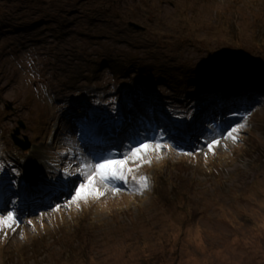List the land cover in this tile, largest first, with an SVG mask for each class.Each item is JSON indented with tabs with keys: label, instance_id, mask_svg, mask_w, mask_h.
Instances as JSON below:
<instances>
[{
	"label": "rangeland",
	"instance_id": "1",
	"mask_svg": "<svg viewBox=\"0 0 264 264\" xmlns=\"http://www.w3.org/2000/svg\"><path fill=\"white\" fill-rule=\"evenodd\" d=\"M229 2L0 0V165L8 175L0 179V215L14 211L19 221L15 230L0 231V264H264V90L250 86L264 88V2ZM201 6L206 20L197 18ZM40 17L49 23L34 28L30 19ZM175 19L181 36L170 30ZM196 72L208 73L196 81ZM212 77L219 80L215 86ZM246 90L263 97L241 117L237 139L223 133L211 150L206 139L214 136L206 132L203 145H189L175 160L166 158L164 144L150 140L161 147L145 155L152 162L137 167L129 183L89 176L101 163L86 158L98 150V108L105 120H117L111 100L129 102L134 92H146V107L153 98L192 108L183 118L196 127L213 116L215 103L240 108L251 102ZM188 99H194L190 106ZM73 114L79 135L89 139L82 151L70 150L81 151L79 170L72 160L65 166L69 153L63 160L53 153L69 151L59 132ZM16 126L27 135L28 150L15 143L14 137L22 139ZM129 160L131 170L141 163ZM31 161L49 177L52 167L58 176L68 173L48 196L60 201L45 206L41 182L30 184L23 172L22 163ZM149 175L142 188L140 178ZM86 176L104 195L63 210Z\"/></svg>",
	"mask_w": 264,
	"mask_h": 264
},
{
	"label": "snow or ice",
	"instance_id": "2",
	"mask_svg": "<svg viewBox=\"0 0 264 264\" xmlns=\"http://www.w3.org/2000/svg\"><path fill=\"white\" fill-rule=\"evenodd\" d=\"M238 128H233L230 132L227 133V136L233 140L237 139L238 137L234 135L238 132ZM220 143L219 140H213L209 145V149H213V145H218ZM161 147L160 144H156L155 146L149 143H140L137 147L132 150V159L140 161V164H137V167H140L143 163H151V157L145 159V155L152 151L158 150ZM159 158V157H157ZM131 161L129 157L126 155L124 159H110L105 158L103 159L102 163H98L95 167L96 169L100 170V175L103 179L114 182L116 180H127V177L124 175L125 171H131L127 167L128 163ZM135 179V177H133ZM140 180L143 182L141 187H147V177H141ZM91 185H94V181L91 177L86 176L85 180L81 182L77 188L75 189L73 199L66 205L67 207H71L73 203L79 207V202L84 201L87 202L89 198L99 199L100 196L104 195L103 191H99L98 189L92 190ZM118 191V190H117ZM19 221L16 218V213L14 211L8 212L6 215H0V231L4 230L5 228H13V225H18ZM31 223V222H29ZM5 235L7 233L5 232Z\"/></svg>",
	"mask_w": 264,
	"mask_h": 264
},
{
	"label": "bare ground",
	"instance_id": "3",
	"mask_svg": "<svg viewBox=\"0 0 264 264\" xmlns=\"http://www.w3.org/2000/svg\"><path fill=\"white\" fill-rule=\"evenodd\" d=\"M179 1H181V0H179ZM230 2H233V0H229ZM235 1V0H234ZM181 5V4H180ZM180 5H178V6H180ZM246 5V4H245ZM36 8V7H35ZM174 10V9H173ZM173 10H169V11H173ZM86 15H89V13H86ZM209 14L204 10V11H202L201 13H200V17H197V18H201L202 20H206V19H208L209 18ZM187 19L188 20H190V21H193L194 23H195V20L193 19V17H188L187 16ZM180 20L179 19H175L174 20V22H175V25H173L172 27H171V29L170 30H172L177 36H181V35H183L184 34V28H181V27H179L178 25H177V23L179 22ZM38 28V27H37ZM260 37V36H259ZM260 40V39H259ZM161 41H165V42H167V39H166V37L165 38H163ZM150 45H153V46H155V43L153 42V41H150ZM55 47H56V45H55ZM169 49L170 50H172V48L171 47H169ZM32 50V49H31ZM30 50V52H32ZM196 50V49H195ZM262 70H263V68H262ZM202 75H203V73L202 72H196V76L198 77V78H202ZM171 84H172V82H170L169 83V87L171 86ZM250 86H251V89L252 90H255V91H263L264 90V88L263 87H255L254 85H251L250 84ZM241 91V90H240ZM235 97H236V95H235ZM190 101H194V99H188L184 104L185 105H187V106H190ZM201 101H203V99H201L200 101H198L197 103H196V110L197 109H199V108H197V105H198V103L199 102H201ZM249 104H250V102H249ZM134 105H137V104H135L134 103ZM247 106H248V104H247ZM250 106V105H249ZM176 107V106H175ZM251 107V106H250ZM250 107H248V108H250ZM70 108H72V105L70 106ZM161 108V107H160ZM243 108H245V106H243ZM241 109V108H240ZM183 110V109H182ZM187 111H191L190 113L192 114L193 113V111L192 110H190V109H186ZM156 111H158V109H156ZM201 111H199V113H200ZM189 113V114H190ZM189 114H187V115H189ZM252 115V114H251ZM199 116V115H198ZM132 118H133V115H132ZM195 119H198L197 117L195 118ZM76 120V118H75V115H73L72 117H70V119H68V121L67 122H65V124L66 123H68V125L70 126V122H74ZM20 123H26L23 119H19L18 120ZM8 123H5V125H7ZM74 128V124L71 126V128L69 129V131H68V133L72 130ZM115 129L117 130L118 129V126L116 125V127H115ZM197 132H199L198 130H196ZM74 133V132H73ZM186 133V130H182L181 132H180V135H184ZM187 135H191V133L190 134H187ZM148 140L150 141L151 140V138H150V135L148 136ZM205 142V141H204ZM204 142H200V144L201 145H203L204 144ZM130 143L128 142L126 145H129ZM76 148H78L77 146H75ZM83 148V147H82ZM81 148V151L83 150ZM81 151H80V154H81ZM59 152H61V153H63V151H59ZM79 154V155H80ZM166 158L168 159L169 157H170V159L172 158V159H177V155H175V154H172V153H166ZM78 158H75V159H73L72 161H78L81 157H79V156H77ZM80 165H81V163L80 164H77V166H76V169L77 170H79V167H80ZM7 166V165H6ZM22 168H23V170L24 169H26V172L27 173H29V172H31V167H30V165L29 164H26V163H22ZM3 175L2 174H0V178L2 177ZM36 177H33L32 179H35ZM73 185H75V183H72V184H70L69 186H66V188H69L70 186H73ZM52 188H53V191L54 192H57L58 191V189L59 188H57L55 185H53L52 186ZM45 192H47V193H49L48 192V189L47 188H45ZM1 191H3V190H1ZM60 197H66V195H63V196H60ZM60 201V200H59ZM50 202L51 201H47V197L45 198V206L46 205H48V204H50ZM51 203H55V202H51Z\"/></svg>",
	"mask_w": 264,
	"mask_h": 264
},
{
	"label": "flooded vegetation",
	"instance_id": "4",
	"mask_svg": "<svg viewBox=\"0 0 264 264\" xmlns=\"http://www.w3.org/2000/svg\"><path fill=\"white\" fill-rule=\"evenodd\" d=\"M229 3H231V4H233V7H235V4H234V1L233 2H229ZM242 6H244V5H242ZM233 7H230V8H233ZM205 10V8L204 7H200V9H199V11H198V13L200 14L202 11H204ZM138 11V10H137ZM228 11H230V9L228 8ZM138 20V19H137ZM133 22V21H132ZM134 24H136V25H139V26H141V24H139L138 22L137 23H135V22H133ZM142 27V26H141ZM144 28L146 29V27L144 26Z\"/></svg>",
	"mask_w": 264,
	"mask_h": 264
},
{
	"label": "trees",
	"instance_id": "5",
	"mask_svg": "<svg viewBox=\"0 0 264 264\" xmlns=\"http://www.w3.org/2000/svg\"><path fill=\"white\" fill-rule=\"evenodd\" d=\"M136 10H137V8H136ZM6 17V19L8 18V16H5ZM16 19H18V18H16ZM146 30V29H145ZM145 30L144 31H142V32H145ZM264 30V29H263ZM263 32V31H262ZM262 32H260V33H258L256 36H260V40H261V42L263 41V37H262ZM162 199H166V198H164V197H162Z\"/></svg>",
	"mask_w": 264,
	"mask_h": 264
},
{
	"label": "water",
	"instance_id": "6",
	"mask_svg": "<svg viewBox=\"0 0 264 264\" xmlns=\"http://www.w3.org/2000/svg\"><path fill=\"white\" fill-rule=\"evenodd\" d=\"M129 25L132 26V27H134V28H136V29H141V28H142L141 26L136 25V24H134L133 22H130Z\"/></svg>",
	"mask_w": 264,
	"mask_h": 264
},
{
	"label": "clouds",
	"instance_id": "7",
	"mask_svg": "<svg viewBox=\"0 0 264 264\" xmlns=\"http://www.w3.org/2000/svg\"><path fill=\"white\" fill-rule=\"evenodd\" d=\"M259 1H262V2H264V0H259ZM244 6H247V4H246V5H244ZM130 22H132V21H129V23H130ZM144 30H145V28H144V27H142L140 31L142 32V31H144ZM72 106H73V104H72Z\"/></svg>",
	"mask_w": 264,
	"mask_h": 264
}]
</instances>
